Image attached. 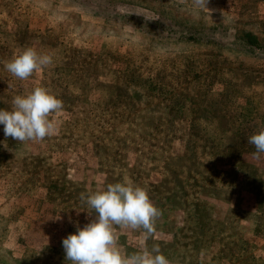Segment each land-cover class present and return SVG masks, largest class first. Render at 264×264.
<instances>
[{
	"label": "rangeland",
	"instance_id": "374dc122",
	"mask_svg": "<svg viewBox=\"0 0 264 264\" xmlns=\"http://www.w3.org/2000/svg\"><path fill=\"white\" fill-rule=\"evenodd\" d=\"M207 7L0 0V109L36 87L63 101L42 142L0 125V264H70L62 240L95 218L81 194L115 183L162 213L147 241L114 226L122 255L264 264V0ZM29 47L53 63L19 80L4 65Z\"/></svg>",
	"mask_w": 264,
	"mask_h": 264
},
{
	"label": "clouds",
	"instance_id": "9594fccd",
	"mask_svg": "<svg viewBox=\"0 0 264 264\" xmlns=\"http://www.w3.org/2000/svg\"><path fill=\"white\" fill-rule=\"evenodd\" d=\"M199 10H211L209 0H192ZM53 63L49 54L27 48L6 62L4 67L13 77L27 80L34 72ZM63 111V101L46 88L36 87L26 95H16L12 99L11 110L0 109V125H3L5 141L11 137L18 142H42L57 135L60 130L55 115ZM248 143L255 146L256 159L264 154V131L249 137ZM4 146L7 148L4 144ZM95 218L76 232L62 240L65 259L70 264H170L161 253L159 245L151 249L144 246L140 251L124 256L118 245L114 226L122 229L143 230L145 241L150 239L161 216L147 191L127 183L108 184L106 189L95 193L81 194Z\"/></svg>",
	"mask_w": 264,
	"mask_h": 264
},
{
	"label": "trees",
	"instance_id": "16d2710c",
	"mask_svg": "<svg viewBox=\"0 0 264 264\" xmlns=\"http://www.w3.org/2000/svg\"><path fill=\"white\" fill-rule=\"evenodd\" d=\"M143 26V25H142Z\"/></svg>",
	"mask_w": 264,
	"mask_h": 264
}]
</instances>
